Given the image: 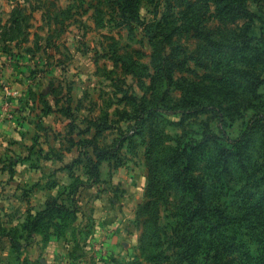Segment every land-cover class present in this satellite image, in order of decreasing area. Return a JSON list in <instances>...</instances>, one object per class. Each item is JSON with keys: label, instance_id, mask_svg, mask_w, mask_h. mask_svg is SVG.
Listing matches in <instances>:
<instances>
[{"label": "rangeland", "instance_id": "rangeland-1", "mask_svg": "<svg viewBox=\"0 0 264 264\" xmlns=\"http://www.w3.org/2000/svg\"><path fill=\"white\" fill-rule=\"evenodd\" d=\"M119 2L0 0V264H121L139 253L150 126L163 129L170 136L167 143L194 144L204 136L221 135V128L237 136L256 108L264 110L262 83L256 92L246 91L245 104L224 92L221 118L212 109L163 112L160 98L166 86L152 85V48L144 25L127 24ZM246 2L264 18V0ZM182 6L181 0H139L136 11L153 30L163 19L164 30L173 31ZM215 11V2H208L205 25L219 32L223 22ZM262 25L252 17L226 23L235 36L239 31L259 36ZM173 37L177 61L197 46L196 39L181 31ZM203 58L204 53L199 60ZM124 60L143 65L146 72L126 71ZM196 60L174 63V80L208 88L217 100L220 91L207 76L210 65ZM215 64L216 72L224 66L248 68L264 78V57L254 58V53L223 54ZM181 89L172 85L166 90L168 104L182 99ZM157 105L160 109L148 117ZM139 116L144 120L137 126ZM92 136L107 150L97 157L85 147L98 162L101 181L79 188L77 217L63 234L45 227L30 235L22 228L29 213L42 208L50 196L71 205L74 187L90 182L87 159L78 150ZM242 151L241 160L231 159L221 173L206 161L216 154L208 143L194 173L204 179L207 197L223 208L222 228L228 246H233L228 252L254 264L264 250V121H257ZM164 206L160 203V214L166 213ZM4 233L21 245L13 249Z\"/></svg>", "mask_w": 264, "mask_h": 264}, {"label": "trees", "instance_id": "trees-1", "mask_svg": "<svg viewBox=\"0 0 264 264\" xmlns=\"http://www.w3.org/2000/svg\"><path fill=\"white\" fill-rule=\"evenodd\" d=\"M101 1L105 0H97V3ZM210 1L215 2L216 16L220 22H223L219 32L205 25L204 9ZM246 1L181 0L183 6L178 10L181 21L173 20L175 23L172 26L173 31L164 30L167 28V22L163 19L158 21L156 24L158 30L155 31L151 28V24L142 21L138 15L136 9L139 0H120L117 6L123 20L127 24L134 22L144 25L142 30L147 33L152 48L150 60L153 69L152 85L154 88L163 84L166 86L160 98L164 105L161 108L163 112L173 114L180 111L194 114L212 109L221 118L225 110L221 105L226 99V96H223L224 92L235 94L240 99L237 104H245L249 103L246 91L256 92V88L264 83V78L258 72L248 68L230 69L224 66L219 72L215 70L217 67L215 62L221 55L238 50L254 53V58L264 57V18L251 11ZM241 17L256 18L263 24L259 36H250L245 31H239L236 36L240 40L236 38L234 29L228 28L226 23ZM179 31L185 37L196 39L197 46L192 49L188 57L184 56L177 61L178 52L173 34ZM203 53V60H199V56ZM189 58L197 59L198 65L201 63L210 65L207 76L213 82L215 89L217 85L220 98L215 100L208 88L203 90L204 88L197 86L198 84L186 82L181 78L174 80V63L180 64ZM245 58L249 61L247 56ZM252 63L248 62L246 65L251 66ZM134 64L135 62L124 60L126 71L134 74L146 72V68L137 63L135 64L137 68L134 70ZM228 71L235 72L233 76H229ZM181 80L184 81V85ZM172 85L182 87L183 92L182 99L173 105L165 100L166 90ZM187 94L189 97L185 96ZM156 109L160 107L157 105L149 109L148 117H151ZM143 120V116H139L137 126H140ZM257 121H264V110L259 108L250 115L246 127L237 136H230L221 128V135L210 134L209 137L204 136L194 144L183 145L180 142L177 145L167 143L170 136L166 135L163 129L159 130L153 124L150 126V141L146 152L148 169L144 192L146 199L139 204V212L144 215L139 237V253L131 254L121 264H250L243 260L241 255L234 257L235 252H228L233 246H228L225 229L222 228L225 218L223 208L218 202L207 197L205 181L194 171L195 163L205 154V146L208 143H211V150L216 154L206 161L213 164L215 170L224 173V170L229 169L231 159L241 160L242 149L246 147ZM86 146H90L97 157L107 153V150L100 148L94 136L81 143L78 156L82 153L87 159V174L91 177L90 182L84 184L83 180L84 182L74 187L68 198L71 205L60 201L57 196H50L45 200L42 208L29 213L22 228L30 235L45 227H53L52 233L55 235L63 234L69 223L75 221L77 217L79 203L76 195L79 188L91 187L101 181L98 162L90 156L85 149ZM160 203L165 205L164 209L167 210L165 214L159 212ZM3 235L8 236L13 249L21 245L19 240L9 233ZM254 264H264L263 248L258 261Z\"/></svg>", "mask_w": 264, "mask_h": 264}]
</instances>
